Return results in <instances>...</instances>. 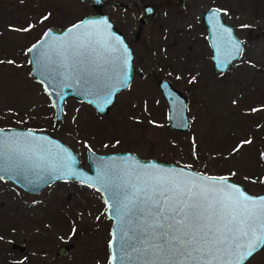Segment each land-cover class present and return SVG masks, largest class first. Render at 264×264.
<instances>
[{
	"label": "rangeland",
	"instance_id": "374dc122",
	"mask_svg": "<svg viewBox=\"0 0 264 264\" xmlns=\"http://www.w3.org/2000/svg\"><path fill=\"white\" fill-rule=\"evenodd\" d=\"M110 1L104 0L101 11L126 39L141 74L116 94L104 116L65 99L54 125L49 101L29 75L27 49L45 28L66 27L93 10L87 0H0V128L48 132L78 151L83 167L88 148L99 154L130 151L191 165L209 176L229 177L250 193H264L259 185L264 173V0H118L128 6L125 10ZM145 3L153 14L134 38ZM210 7L226 10L220 12L223 20L242 41L238 58L220 75L211 69L201 22ZM158 78L186 98V130L168 128ZM26 194L0 181V245L6 246L7 264L19 257L10 243L24 247L26 261L18 264H108L110 220L97 192L62 180ZM58 245L66 253L54 258ZM245 264H264V248Z\"/></svg>",
	"mask_w": 264,
	"mask_h": 264
},
{
	"label": "snow or ice",
	"instance_id": "6c2138e0",
	"mask_svg": "<svg viewBox=\"0 0 264 264\" xmlns=\"http://www.w3.org/2000/svg\"><path fill=\"white\" fill-rule=\"evenodd\" d=\"M219 12L226 13V10L217 9L216 13ZM89 26L95 27L91 22ZM32 27L29 25L21 31ZM82 27H85L83 22L73 25L68 32ZM117 43L122 46V52L98 32L95 35L82 33L58 53L62 56L60 64L69 75L85 72V65L99 66L100 62H119L126 69L130 59L128 49L122 40H117ZM232 47L239 51V42ZM116 53L119 55H114ZM49 61L56 63L51 57ZM81 82L86 87L91 83L86 78ZM121 84L128 86L126 73ZM95 87L106 89L103 83H96ZM112 91L115 89L107 92L105 103L111 102ZM33 137L32 132L11 140L0 136V172L37 167L45 162L47 154L42 146L28 140ZM247 143L251 141H242L233 151ZM61 160L59 170L77 175L71 169L70 156L68 162ZM190 167L185 165L179 170L164 171L138 165L121 171L101 160V170L94 183L100 185L98 191L104 189L111 193L109 199L113 204L110 206L115 209L116 232L119 233L120 256L113 254L109 264H116L118 258L121 264L125 260L130 264H245L264 248V197L257 199L246 195L240 186L229 182V177L189 172ZM3 178L0 175V179ZM92 184L90 182L89 186ZM114 243L115 233L109 241L110 249Z\"/></svg>",
	"mask_w": 264,
	"mask_h": 264
},
{
	"label": "water",
	"instance_id": "95a60500",
	"mask_svg": "<svg viewBox=\"0 0 264 264\" xmlns=\"http://www.w3.org/2000/svg\"><path fill=\"white\" fill-rule=\"evenodd\" d=\"M78 1L83 2L85 0ZM87 1L93 12L84 15L81 19L64 28L48 27L44 29L39 38L31 43L27 49L29 75L33 77L35 82L41 84L42 91L47 96L53 111L54 125H56L61 119L63 101L68 98L79 100L89 105L93 112L98 116H104L112 106L116 94L126 88L121 84L125 73L127 74L128 85L134 74H141L140 69L134 67L132 61L133 53L126 39L109 20L107 15L101 11L104 6V0ZM110 5L112 7H119L122 10H125L128 7L125 3L118 0L110 1ZM149 9H151V11H149ZM216 10L217 8L210 7L203 11L201 14V21L205 27V40L210 50L211 69L213 73L220 75L224 73L231 63L238 58L242 50V42L235 35L232 26L226 23L223 20L221 13H216ZM152 14L153 8L150 4L146 3L142 5L141 13L138 17L139 25L132 29V35L134 38L138 36L140 27L145 22L146 17ZM130 19L133 20L132 17ZM105 21H107L106 24L104 23ZM81 22H83L85 27L74 30L72 33L68 32L69 28ZM89 22L95 27L89 26ZM85 32H91L94 35L97 32L100 33L103 37L109 39L113 46L120 48L121 52L123 51V48L117 43V40H122L124 46L128 49L127 55L130 57L127 68L123 69L119 62H116L115 64L112 62L107 64L100 62L99 66L85 65V68L87 69L85 72L69 75L60 64L62 56L58 55V53H61L65 45L70 43L76 36ZM236 42H239V51L232 47ZM34 45L36 46L35 48H33ZM29 49L33 50L29 52ZM114 55H119V53ZM49 57H51V60L56 61V63H51ZM50 70L51 75H49ZM83 78L91 81L87 87L81 82ZM96 83H103L106 86V89H98L95 87ZM156 87L166 104V122L168 128L178 132L186 130L188 126L186 98L176 90L167 79L158 78L156 80ZM112 89H115V91H112L110 96L111 102L105 103L107 92ZM0 130H2L0 136L8 140H11L16 136L25 137V134L28 132L34 133V137L28 138V140H34L41 145L47 154L46 160L41 166L13 168L0 172V175L4 177L1 180L9 181L28 194H36L44 186L61 180L77 182L98 193L103 203L104 214L110 220L109 240L107 244L108 264L109 259L113 254L117 257L120 256L119 233L116 232V212L115 209L110 206L113 204V201L109 199L111 193L104 189L98 191L97 188H100V185L94 183L98 172L101 170V160H103L104 164L121 171L137 167L138 165L149 170L161 169L164 171H173L183 168V166L175 165L163 159L143 158L130 151H110L99 154L89 148L85 150L86 167H83L80 164L78 151L74 150L72 146L48 132L21 126L0 128ZM69 156L72 158L71 169L77 173V175H68L65 171L58 169L59 163L62 162L61 158L63 159V162H68L67 158ZM188 171L200 173L192 169H188ZM200 174L206 175L203 173ZM89 178H91V181H89ZM262 181H264V173L259 182L260 187L264 190V182ZM90 182H93L91 187L89 186ZM229 182L240 186L241 190L250 197L257 199L264 197V193H250L246 190L243 184L231 180H229ZM106 201L108 202L107 204ZM114 233L116 234V243H114L113 247L110 249L109 241L113 239ZM12 246L15 247L16 245ZM65 253L66 247L63 245L57 247L55 250L56 255H64ZM116 264H121L119 258L117 259ZM123 264H130V262L125 260Z\"/></svg>",
	"mask_w": 264,
	"mask_h": 264
},
{
	"label": "flooded vegetation",
	"instance_id": "af4514ba",
	"mask_svg": "<svg viewBox=\"0 0 264 264\" xmlns=\"http://www.w3.org/2000/svg\"><path fill=\"white\" fill-rule=\"evenodd\" d=\"M146 4V3H145ZM144 5V4H143ZM142 7V6H141ZM153 8V7H152ZM138 17H139V14L137 15V20H138ZM131 18V17H130ZM133 18V17H132ZM134 19V18H133ZM130 21L132 22L133 20H131L130 19ZM242 42V41H241ZM231 66V65H230ZM211 67H212V64H211ZM72 99V98H71ZM0 181H3V180H0ZM66 181V180H65ZM5 182H6V180H5ZM9 182V181H8ZM53 183H55V182H53ZM51 184V183H50ZM49 185V184H48ZM47 186V185H46ZM45 187V186H44ZM17 188V187H16ZM19 189V188H18ZM21 190V189H20ZM22 191V190H21ZM23 192V191H22ZM23 193H25V192H23ZM38 193V192H37ZM26 194V193H25ZM26 195H32V194H26ZM6 243V242H5ZM12 245H16L15 247H13ZM59 246H61V245H58V246H56L55 247V250H56V248L57 247H59ZM9 247L10 248H12V250L14 249V250H16L18 253H19V257L18 258H16V260H10L9 261V263L10 264H18V263H20L21 261L22 262H24V261H26L25 259H26V257L27 256H25V255H23L24 254V252H25V250H24V247L22 246V245H20V244H16V243H10L9 244ZM6 246L5 245H0V264H7V256H6ZM55 250H54V253H55ZM55 256L56 257H54V258H60V257H63V256H60V255H56L55 254Z\"/></svg>",
	"mask_w": 264,
	"mask_h": 264
}]
</instances>
